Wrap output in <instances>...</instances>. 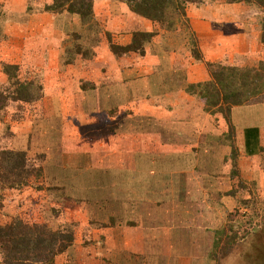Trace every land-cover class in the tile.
<instances>
[{
  "label": "rangeland",
  "instance_id": "obj_1",
  "mask_svg": "<svg viewBox=\"0 0 264 264\" xmlns=\"http://www.w3.org/2000/svg\"><path fill=\"white\" fill-rule=\"evenodd\" d=\"M33 1L39 5V0H29L26 7L32 9ZM252 1V5L239 4L242 7L236 15L243 23L233 26L234 31L248 33L254 38L256 36L258 41L263 30L264 10L258 8L261 5L257 0ZM1 2L11 10L18 7L21 0ZM209 3V0H202V4ZM22 20L24 27L12 28V34L7 35L10 42L2 44L0 93L12 90L11 82L14 81L4 75L3 65H12L10 63L17 61L20 62L16 74L18 80L32 83L33 97L40 98L29 104L8 101L0 110V153L22 147L27 155V167H41L46 182L40 190L37 185L42 183L35 179H30L28 186L19 190H1L0 217L17 216L30 226L40 225L50 231L72 235V246L56 257L55 264H264V260L259 258V251L255 249L261 244L260 248L264 249V231L261 237L254 236L264 218V167L261 166H264V155L244 161L243 169L238 167L237 161L241 155L236 160L232 157V148L236 146L231 120L226 121L220 112L213 110L223 121L222 124L217 123L219 131L226 135L219 146L213 145L212 155L200 156L201 164L195 175L192 172H187L186 177L177 175V187L168 189L172 204H166V199L162 201L161 195L154 207L156 214L148 212L139 217L123 216L120 212L122 208V213L137 212L138 209L135 205H124L125 197L122 207L111 203L109 194L111 187L118 183L117 175L124 179L122 186L127 190H136L135 185L127 186L133 170L123 168L127 170L122 171L120 161L125 159L122 164H131L136 145L144 144L141 138L139 141L126 139L129 136L124 133L129 135L133 131L130 128L137 129L140 123L144 124L142 129L147 130L148 116L141 112L147 109L128 107L129 103L125 107H93L84 101V92L95 83L99 88H104L105 82L112 84L110 82H114L113 76L118 71L109 65H114L112 59L104 56L107 55L106 50L109 52L108 47L98 51L97 59L93 56L88 60L78 55L85 67L76 68V71L71 67H61L69 53L77 49L76 45L79 48L92 46V43L85 42L91 35L89 30L85 31L80 41H76L77 34L71 36L66 33L75 30L71 23L50 29L49 18L39 13L29 15L27 21ZM22 20H19V24ZM91 26L89 23L87 27ZM97 26L102 27L101 39L107 41L103 24L99 21ZM50 30L58 31L61 35ZM225 30L230 29L226 27ZM191 33L195 34L190 23L183 24L175 32L161 35L160 42L169 52L181 57L190 52L192 56L189 46ZM45 36L52 44L49 50L54 49L55 52L60 48L59 74L62 77L59 78V85L55 76H50L47 85H44L45 73L49 71L51 75L56 72L55 69H45L39 61H31L25 52L35 45L43 46ZM195 37L196 51L200 53L199 38L197 35ZM262 47L264 49V43H260L259 49ZM228 55H224L221 61L228 66L247 68L264 62L259 56L249 60ZM56 102L58 104L55 105ZM158 114L161 119L164 117L162 111ZM157 123L150 124V127L153 125L155 130L161 131L159 124L165 126V122L159 120ZM120 148L127 149L123 151V156L110 155L120 151ZM111 167L120 168L117 173H111ZM59 170H71L73 186L66 188L65 183L59 181L63 177L54 175ZM109 174H112V180ZM54 176L56 181L51 180ZM88 190L94 193V202L88 198ZM163 190L167 191L161 188V192ZM117 197L114 194L115 200H118ZM238 223L244 224L242 232L247 233L246 238L234 247L224 246L223 238L216 249V232H227Z\"/></svg>",
  "mask_w": 264,
  "mask_h": 264
},
{
  "label": "crops",
  "instance_id": "obj_2",
  "mask_svg": "<svg viewBox=\"0 0 264 264\" xmlns=\"http://www.w3.org/2000/svg\"><path fill=\"white\" fill-rule=\"evenodd\" d=\"M28 1L21 0L20 5L11 10L2 5L6 16L0 26V55L2 44L7 41L10 42V37L7 35L12 34V28L24 27L23 23L25 22L22 19L27 21V17L34 15V13H39L42 17H48L50 29L64 23L73 24L72 28L80 26V20L76 16L71 18L67 15L66 17H57L44 11L40 12L42 7L51 4L50 0H43L42 3L39 0V5L33 1L32 10L28 13L26 7ZM241 7L239 4H227L225 0H214L209 4H187L185 8L186 17L189 20L191 30L199 38L201 61H197L199 62L197 63L190 52L181 57V55L169 52L166 47H163L160 42L161 35L165 36L168 32L161 29L158 24L141 19L131 13L124 4L117 1H94V16L103 24L113 43L125 46L131 42L132 33L134 32L147 31L154 33L151 43L145 46L143 56L130 53L121 57H113L106 50L107 55L104 56L112 59L114 64L111 65L110 63L109 65L118 69L113 76L114 82L103 85L104 88H99L95 83L94 86L97 89H90L83 93L86 99L84 101H87L93 107L107 108L115 105L125 107L129 103L127 104L128 107L147 109V111H141L148 116L146 118L148 120L147 130L142 129L144 124L140 123L137 129L130 128L133 131L129 132V135L127 132L124 133L129 136L126 139L132 138L137 141L142 139L144 144L136 145L131 164H122L125 159L120 161L122 171L133 170L131 172V182L127 186L134 187L135 185L136 190L129 191L124 185L122 186L124 179L117 177L120 175L115 177L120 180H116L117 185L113 187L109 185L111 187V193L109 194L111 195L109 197L111 203L119 204L122 207L123 197H125L126 202H124V205H135V208L138 209L137 212L122 213V208L120 212L123 216L139 217V215L148 214V212L156 214L157 209H154V207H156L161 195L162 201L166 199V204H172L173 201L170 200L171 197L168 195L171 192L168 189L171 186V188L177 187L175 186L177 175L186 177L187 172H192L195 175L201 164L200 156L208 157L212 155L214 153L212 150L213 145L219 146L220 140L224 139L226 134L219 131L220 128L217 125L218 122L221 124L223 122L220 120V115L204 110L200 98L189 91L192 85L207 83L211 80L206 64L208 62H221L224 55H237L246 57L249 60L251 57L256 58V56H259L260 59H264V49L263 47L259 49L260 43H264L262 36L261 38L258 36L257 41L256 36L254 38L248 33L234 31L233 25L243 23L238 19L240 16L236 15ZM19 20H22L20 24ZM226 27L230 30L226 31ZM50 31L61 35L58 31ZM45 38L46 36L43 38L46 42L43 46L35 45L25 52L31 61H39L45 69L49 70L51 67L55 69L56 72L51 75H49V71L45 73L44 85H47L50 76H55L56 84L59 85L58 81L61 76L59 69L61 67L63 69L71 67L76 71V68L84 65L76 56L71 64L61 66L60 48L55 52L54 49L49 50L52 44ZM106 43L107 41L100 39L99 44L93 48L95 59L99 56L98 51L107 49ZM78 63H80V66ZM10 64L20 68V62L16 61ZM72 81L74 80L72 79ZM79 89L81 90L80 87ZM56 104L58 103L56 102ZM247 110H250V112L247 113ZM160 111L164 116H162V119L158 114ZM159 120L165 122L163 124L165 126L159 124L161 131L155 130L153 127L154 123L158 124ZM230 120L235 131V148L238 157L241 155L237 161L238 167L243 169L244 161L248 162L247 160H252L256 156L264 155V152H259V148H264V103L232 107ZM150 124L153 125L150 127ZM119 150L110 155L112 157L123 156L122 154H125L123 151L127 149L120 148ZM255 162L256 160H254ZM120 167H111V173H117ZM118 174L120 173L118 172ZM109 177L112 180V174H109ZM161 188L167 189V191L163 190L161 192ZM91 193L92 191L88 190V198L94 202V199H92L94 193ZM106 194L105 192V196ZM114 194L118 196V200L113 198ZM132 251L138 250L133 249Z\"/></svg>",
  "mask_w": 264,
  "mask_h": 264
},
{
  "label": "trees",
  "instance_id": "obj_3",
  "mask_svg": "<svg viewBox=\"0 0 264 264\" xmlns=\"http://www.w3.org/2000/svg\"><path fill=\"white\" fill-rule=\"evenodd\" d=\"M95 0H52L51 4L44 6L40 12L44 11L54 14L57 17L71 18L76 16L80 20V26L74 31H66L68 35L77 34L76 41H80L81 36L89 30L91 33L85 42L92 43V46H80L84 49L83 54L78 45L72 54L67 53L68 59L63 61V65L71 64L76 56L81 55L83 58L91 59L95 54L93 48L100 42V30L98 27L99 19L94 16L93 6ZM124 4L128 10L143 20L156 23L161 29L168 33L175 32L180 25H187L189 20L186 17L185 8L187 4H202V0H114ZM213 2L214 0H209ZM261 5L259 9L264 10V0H257ZM227 4H246L252 5V0H226ZM32 9L27 8V12ZM6 13L0 2V26L3 24V18ZM264 20V19H263ZM184 22V23H183ZM90 23L91 27H87ZM101 23V22H100ZM102 24V23H101ZM261 33L264 40V22ZM87 25V26H86ZM56 27V26H55ZM106 33L108 49L113 57H121L130 53L143 56L145 54V46L149 45L154 37V33L150 32H134L132 33L131 42L128 45L120 46L112 42L109 33ZM192 35V36H191ZM195 34H190V51L196 61H201V55L195 43ZM65 57V56H64ZM69 60V61H68ZM211 80L207 83L192 85L189 92L196 94L204 105V110L214 113L213 110L220 112L226 121L230 120V112L232 107L243 105H253L264 103V62H260L256 67H238L228 66L221 62H208L206 64ZM17 66L3 65L2 72L11 82L12 90L7 89L4 93H0V110L6 106L8 101L20 103H32L40 97H33L34 91L32 83H22L17 78ZM109 83H106L107 85ZM104 85V86H105ZM97 87H91L95 90ZM113 111V110H112ZM259 152L263 153L264 148H259ZM232 157L234 160L238 158L237 149L232 148ZM0 191L1 190H19L24 186H28L30 179H35L39 183L37 188L40 190L45 185L43 179V169L41 167H27V155L23 148H15L13 151H2L0 153ZM235 162V161H234ZM234 164V163H233ZM54 175L63 177L61 182L65 183L66 188L72 185L71 170L55 171ZM45 176V175H44ZM56 176L51 180L56 181ZM41 179V180H40ZM43 179V181H42ZM39 180V181H38ZM45 181V182H44ZM73 186V185H72ZM246 204V203H244ZM2 217V216H1ZM0 217V253L1 264H55L56 257L63 254L73 243V237L60 231H50L46 227L40 225L30 226L23 223L17 216ZM5 218V219H4ZM251 221H249L250 223ZM262 226L256 229L254 236L261 237L264 231V218H262ZM244 224L238 223L226 231L220 230L215 240V248L217 249L225 238L224 246L234 247L238 242L246 238V234L242 232ZM227 233V234H226ZM240 233V235H239ZM216 236V235H215ZM264 237V233L262 234ZM264 242V241H263ZM263 245V244H261ZM260 245V246H261ZM260 246L255 247L260 253L259 258L264 260V249ZM258 258V259H259Z\"/></svg>",
  "mask_w": 264,
  "mask_h": 264
}]
</instances>
